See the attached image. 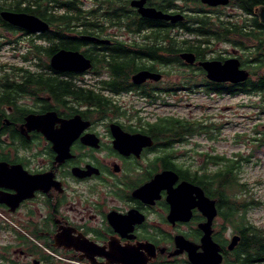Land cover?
<instances>
[{
    "label": "flooded vegetation",
    "instance_id": "flooded-vegetation-1",
    "mask_svg": "<svg viewBox=\"0 0 264 264\" xmlns=\"http://www.w3.org/2000/svg\"><path fill=\"white\" fill-rule=\"evenodd\" d=\"M71 1L80 5L82 14H78V20L77 17L70 19V26L65 29V36L71 41L69 47L60 46L52 53L61 48L81 52L92 64L83 72L53 70L49 60L52 53L45 54L49 57L47 64H39L40 60L36 59L39 52L44 54L46 48L59 43L55 36L56 25L32 13L48 24L47 30L31 32L14 26L2 17L4 0H0V163L3 162L7 170L21 166L12 172L15 176L12 182L3 178L7 171H2L0 176V264H193L189 253L202 251L204 232L201 226L207 221V216L199 208L198 195L194 190L179 189L178 185L183 182L200 187L205 196L214 200L217 214L211 222V237L219 247V264H243L241 258L244 255L239 257L236 251L242 239L239 230L233 227L228 233L225 224H221L219 230L215 226L217 218L231 224L224 218L221 205L225 206L231 199L226 193L210 195L211 187L205 188L199 183L201 166L180 161L189 160L183 146L189 144L193 137L204 132L203 135L207 133L208 138H212L206 127L201 125V121L172 115L147 113L141 116V108L136 109L127 102L118 106L114 99L130 95L150 103L161 96H171L173 92L176 96L188 90L195 93L194 86L201 85L207 94H228L226 91L217 92L215 86L239 85L246 80L239 83L211 80L198 63L208 60L223 62L237 57L240 68H243L244 62L235 54L208 59V47L217 40L203 35L200 52L181 48L176 53L179 62H168L166 53L160 55L161 61L139 56L137 63L143 67L131 71L123 85L115 84L118 81L111 71L114 48L124 46L130 52L135 51L136 45L146 43L149 46L152 42H159L160 38L154 40L149 35L151 29H161L165 33L171 26V33L176 34L173 30L184 32L180 25L182 22L187 25L193 15L199 13L210 17L206 14L210 11L203 8L195 7L186 13L179 2L201 3L215 10L212 20L219 18L221 22L224 20L218 8L222 5L209 6L200 0H146L147 6L170 14H182L183 19L175 22L151 19L161 21V26L136 31L106 22H102V26H87L93 14L102 19L115 17L111 14L114 9L124 11L120 4L125 5L126 16L134 13L141 17L136 8L130 6V0H123L118 7L107 5L103 0ZM86 2L89 4L85 5ZM246 20L247 17L239 23H246ZM4 30L21 36L17 40L27 48L21 58L40 69L31 71L19 66L15 69L22 70L17 71L21 72L20 80H11L17 75L4 72ZM84 36L102 41L85 39ZM177 39L180 41L184 37ZM189 39L200 40L201 37ZM245 40L247 38H241L240 44L232 40L228 43L242 50L247 49ZM161 43L164 45L166 42L161 40ZM183 53H192L194 61L186 62L182 58ZM172 65L188 68L187 75L192 74L193 69L199 70L204 76L203 83L192 86L191 83L197 82L193 76L164 75L162 67ZM44 66L50 70L49 73L41 70ZM144 69L159 73V78L148 77L135 82L133 75ZM37 73L46 75L34 76ZM104 73L107 75L98 76ZM41 77L53 82H67L73 92L55 95L44 90L38 85ZM89 90L96 96L109 99L113 106L106 109L90 106L82 99ZM48 112L55 113L54 121L50 117H39L34 128L27 127L26 117ZM165 119L188 121L189 125L180 132L181 139L157 123ZM193 121L197 123L192 124ZM111 124H117L125 133L146 137L122 142L116 139ZM65 153L66 156L59 160ZM216 155L220 154H205L204 163ZM196 161L195 158L191 162ZM162 172L170 173L163 187L142 189ZM22 176H43L44 179L36 184V188H31L25 183L21 186L19 179ZM174 202L178 203L176 211ZM234 235L240 239L230 249L229 243ZM189 244L195 245L196 249ZM10 253L15 259L9 257ZM246 264L264 262L256 260Z\"/></svg>",
    "mask_w": 264,
    "mask_h": 264
},
{
    "label": "trees",
    "instance_id": "trees-1",
    "mask_svg": "<svg viewBox=\"0 0 264 264\" xmlns=\"http://www.w3.org/2000/svg\"><path fill=\"white\" fill-rule=\"evenodd\" d=\"M103 1H106L108 3L107 5H114V7H118V3L123 2V0ZM230 3L238 7L244 14L248 15L246 23H233L228 22V20L221 22L219 18H217L216 22L212 20L211 17H208L204 14L200 15L198 13L190 17V22L187 21V25L182 22L180 27H182L184 32L188 35L201 37L200 40H193L186 37L178 41L176 34L171 33L172 29L171 26H169L167 32L165 33L162 32L161 29L150 30L149 35L152 37V39L155 40L160 38L158 43L152 42V44L149 46L146 43L142 44L141 46L136 45V50L131 52L124 46L114 48V54L111 55V71L116 77V81H118L115 84L123 85L125 83L126 77L131 71L134 72V70L136 71L143 67V65L137 63L140 58L139 56L147 58L150 57L151 59L161 61V54L166 53L168 55V62H179L176 53L181 48L194 51L195 53L196 51L200 52L202 49L201 45L203 43V35L209 36L211 39L217 41L230 42L229 40H232L233 43L238 44L241 43V38H247L248 41L256 42L257 44L251 53L256 55L254 60L259 62L254 66L257 69L261 68L260 66L263 60L262 56L264 55V27L260 25L257 17L254 16L253 10L256 6L264 4V0H231ZM120 7L124 11H116L114 9L111 14L115 17L108 16L105 18L106 20L104 18L102 19L100 17H95V14H93V19L87 26L94 27L98 24L102 26V22H106L107 24L131 27L132 29L139 31L149 27H160L162 24L161 21L138 17V15L136 16L134 13L126 16L124 14L126 12L125 5L120 4ZM4 9L35 13L56 25L57 34L55 36L59 39V43L51 45L48 47L49 49L46 48L44 50V54L46 55H50L53 52L52 50L60 46L69 47L71 41L70 39H67V36H65V29L70 26V19L77 17L76 20H78V14H82L80 5L77 2L71 0H4ZM161 40H165L166 43L163 45ZM247 49H249L248 46ZM44 75L46 74L37 73L34 76ZM40 81L41 84H38L39 86L44 88V90L54 93L55 95L59 93L70 94V92H73L70 84L67 82L60 80L53 82L52 80H46L43 77L40 78ZM17 88L22 89V86L17 85ZM215 88L217 92L226 91V93L231 95L238 93L253 94L264 92V73L252 71L250 72L249 78L239 85H217ZM8 91L10 90H4V92ZM82 99L88 104H91L90 106L93 105L94 107H99L102 109L113 106L111 105L109 99L96 96L91 90L83 95ZM157 123L162 124L165 130L173 131L175 134H178L177 137L179 138L182 135L180 132L184 131L186 125H189L188 121L181 119H165L163 121H158ZM191 123L194 124L197 122L193 121ZM206 162L207 163H204V165L201 166V174L199 179L200 185L205 188L211 187L210 195L212 196H215L216 194L222 195L223 193L229 195L228 192L238 184L236 175V162L234 160L228 159L224 155H216ZM208 164L216 166L215 169L209 170L207 168ZM256 203L257 202H254L253 200L244 199L241 201L231 199L227 201L225 206H223L221 203L224 209V218L228 220L233 227H236L242 235V239L239 242L236 251L239 257H241V254L244 255V258H241L243 264L251 263L256 260H261V262H264V227H257L246 218L247 210L251 205ZM235 262H237V260H235Z\"/></svg>",
    "mask_w": 264,
    "mask_h": 264
},
{
    "label": "rangeland",
    "instance_id": "rangeland-1",
    "mask_svg": "<svg viewBox=\"0 0 264 264\" xmlns=\"http://www.w3.org/2000/svg\"><path fill=\"white\" fill-rule=\"evenodd\" d=\"M88 4L89 2L85 3V5ZM200 4L192 1L179 2V5L187 10L185 11L186 13L197 7L198 9L203 8L210 11L206 13L210 17L214 16L215 10H211ZM84 8L86 7L84 6ZM218 9L220 10L219 13H221L222 20H228L233 23H239L248 16L233 4L222 6ZM173 33H176L178 38L182 36L184 38L192 37L179 29H174ZM19 38L21 36L17 33H7L4 30V72L8 71L6 73L17 75L11 78V80L15 81L20 80L21 72L17 71L22 70L16 71L15 69L19 66L28 68L31 71H37V68L40 69V67H36L33 63L24 61L21 58V55H23L24 51H27V48L19 43V40H17ZM24 40L22 39V41ZM244 43L249 49L241 50L232 43L215 41L210 48L208 47L206 56L208 59L218 55L224 58V56L229 54H235L240 57L241 62L248 60V62L242 64V67L246 68L249 72L264 73V55L262 56L261 68L257 69L254 66L259 62L254 60L256 55L252 54L251 51H253L257 43L248 40H245ZM36 59L40 60L41 63L39 64L45 65L48 63L49 57L39 52V57ZM162 69H165V73L167 70L169 71L167 74L164 73V75L168 76H193L197 82L191 83L192 86L203 83L204 76L197 69H193L190 75L186 74H189L188 68L183 69L182 66L172 65L162 67ZM41 70L44 73L50 72L46 66ZM100 75L106 76L107 74H99L98 76ZM194 87L195 93L188 90L176 96L173 92L170 93L171 96H161L150 103L142 98H137V96L130 97V95H121L116 97L114 101L119 104L118 106L127 102L136 109L141 108L142 111L139 112L141 116H145L144 114L147 113H157L158 115L166 114L178 118L201 121V125L206 127L208 134L212 138H208L207 133L203 135L202 133L204 132H201L199 136L193 137L189 144L187 143L183 146V151H186L192 160L195 161L196 158L197 161L192 163L190 158L189 160L180 159V161L194 166H202L204 165V158H206L205 154L207 153L224 155L228 159L234 160L237 165L236 175L238 184L228 192V197L232 200L241 201L244 199L257 202L247 210L246 218L255 226L264 227V92L214 95L207 94L202 85ZM215 167L212 164L207 165L209 170H213ZM221 224L226 225L228 233L234 229L231 224L223 223L220 218H217L215 220L216 230L220 229ZM9 257L15 259L14 255L11 256V253ZM64 262L68 261L64 260ZM48 264L50 263L48 262Z\"/></svg>",
    "mask_w": 264,
    "mask_h": 264
},
{
    "label": "water",
    "instance_id": "water-1",
    "mask_svg": "<svg viewBox=\"0 0 264 264\" xmlns=\"http://www.w3.org/2000/svg\"><path fill=\"white\" fill-rule=\"evenodd\" d=\"M200 1L209 6H218V5L227 6L230 4V0H200ZM130 6L136 8L137 13L144 18L170 20L172 22L183 19L182 14L179 13L170 14L163 12L161 10H157L153 6H147L146 0H130ZM253 14L255 17H257L260 25L264 27V4L256 6L253 10ZM1 15L6 22L28 31L31 30V32L42 31V30L44 31L47 30L48 28V24L44 20H42L41 18H39L38 16L32 13L4 9V11L1 12ZM84 38L90 40H96L92 37H87V36H84ZM96 41H102V40H96ZM182 58L188 63H192L194 61V55L192 53H183ZM49 60H50V67L56 71L83 72L92 67L90 60L86 58L81 52L77 50H68L65 48H61L56 52L52 53ZM198 64L204 68V70L206 71V76L214 81H219V82L230 81L232 83H239L247 80V78L250 76L248 70H246L245 68H240V62L237 57L228 58L223 62L219 60H208L204 62L201 61ZM159 76L160 74L157 72H151L147 69H144L136 72L135 75H133V79L135 82H142L148 77L157 80ZM29 116L26 117L27 120L26 125L27 127L31 126L33 128L35 127V124L38 122L39 117H50V119L52 118L53 121L56 118L54 112H48L44 115H29ZM111 129L116 139L118 140L120 139V141L122 142L140 140L139 137L142 138L146 137V136L143 137L140 134L125 133L121 130V128L117 124H111ZM65 156L66 153L62 155V157L60 156L58 159L62 160ZM17 168L20 169L21 166L17 165L14 166L12 169L10 168V170H7L5 164L1 162L0 176L2 174V171H4V173L7 171L8 174L7 175L4 174L3 178L8 182H12L15 180V176L12 175V172H14ZM167 175H170V173L162 172L156 175L149 183L144 185L142 189L151 186H153V188L163 187L165 181L168 179ZM43 179H44L43 176L39 178L22 176L19 179V181L21 182V186H23L25 183L27 187L31 185V188L33 187L36 188L37 185H39ZM178 187L180 190L183 189L194 190L198 195L197 204L199 208L202 210V212H204V214L207 216V221L203 223L201 226L202 231L204 232V235L201 240L202 251L193 252L194 254L190 252L189 253L190 262L193 264H219L221 262L219 247L217 244H215V242L212 240L211 237V232H212L211 222L212 219L217 214L214 200H210L207 196H205L202 189L198 186H193L189 183L183 182L179 184ZM176 203L177 202H174V207H175L174 211L178 210V203L177 204ZM239 239L240 237L238 235L232 236L231 241L229 243V248L230 249L233 248L236 245V243L239 241ZM189 245L196 249L195 245L193 244H189Z\"/></svg>",
    "mask_w": 264,
    "mask_h": 264
}]
</instances>
